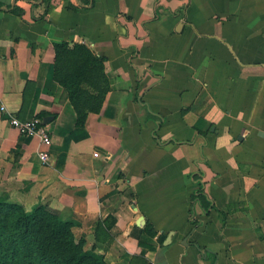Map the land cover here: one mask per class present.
<instances>
[{
  "label": "crops",
  "instance_id": "obj_1",
  "mask_svg": "<svg viewBox=\"0 0 264 264\" xmlns=\"http://www.w3.org/2000/svg\"><path fill=\"white\" fill-rule=\"evenodd\" d=\"M50 3L0 0V106L44 112L52 139L42 163L0 110L16 199L79 222L107 264H264V0ZM62 40L105 57L82 127L52 76Z\"/></svg>",
  "mask_w": 264,
  "mask_h": 264
},
{
  "label": "trees",
  "instance_id": "obj_2",
  "mask_svg": "<svg viewBox=\"0 0 264 264\" xmlns=\"http://www.w3.org/2000/svg\"><path fill=\"white\" fill-rule=\"evenodd\" d=\"M44 1L47 13L52 3ZM16 12L22 13L19 9ZM53 49V80L73 107L75 125L82 127L89 113L99 112L110 90L105 57L82 42L56 41ZM44 114L35 117L43 120ZM193 197L207 210L209 202L200 188ZM103 221L109 228L115 218ZM79 229V222L63 218L46 204L38 203L27 210L0 192V264H107L94 243L87 245ZM146 230L154 235V231Z\"/></svg>",
  "mask_w": 264,
  "mask_h": 264
},
{
  "label": "built area",
  "instance_id": "obj_3",
  "mask_svg": "<svg viewBox=\"0 0 264 264\" xmlns=\"http://www.w3.org/2000/svg\"><path fill=\"white\" fill-rule=\"evenodd\" d=\"M2 112H6V120L8 124L16 129L20 135L36 136L40 141V149L38 158L42 163L49 160V146L52 143L49 128L40 118L32 117L30 119H19L13 114L7 113L4 106H0Z\"/></svg>",
  "mask_w": 264,
  "mask_h": 264
},
{
  "label": "rangeland",
  "instance_id": "obj_4",
  "mask_svg": "<svg viewBox=\"0 0 264 264\" xmlns=\"http://www.w3.org/2000/svg\"><path fill=\"white\" fill-rule=\"evenodd\" d=\"M9 174H10V170L7 168V166L5 165H1L0 164V192H5L9 198L8 192L10 193L11 197L13 200H10L12 202H21L22 205L29 210L30 208H32L33 206L30 204L31 202H27V201H19L16 198L18 196H22V192L21 189H16L15 187L12 186V183L14 182V179H9ZM7 190V191H6ZM20 203V204H21Z\"/></svg>",
  "mask_w": 264,
  "mask_h": 264
}]
</instances>
